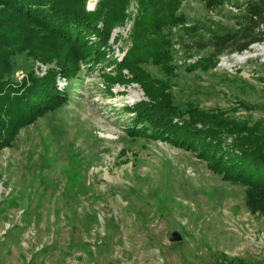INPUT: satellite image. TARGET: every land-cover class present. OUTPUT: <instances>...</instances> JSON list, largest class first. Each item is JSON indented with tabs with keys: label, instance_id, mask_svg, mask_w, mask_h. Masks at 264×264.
<instances>
[{
	"label": "rangeland",
	"instance_id": "rangeland-1",
	"mask_svg": "<svg viewBox=\"0 0 264 264\" xmlns=\"http://www.w3.org/2000/svg\"><path fill=\"white\" fill-rule=\"evenodd\" d=\"M222 1L208 9L203 0H184L180 11L191 24L231 27L245 0ZM95 3L88 0V9ZM129 26L111 33L117 60L126 51ZM262 43L221 55L207 71L178 70L171 79L174 102L264 118V52L253 48ZM186 52L194 54L186 62L207 54ZM242 53L250 56L237 61ZM184 59L178 48L175 60ZM145 67L164 77L158 67ZM103 69L84 67L66 104L21 128L0 149V264H221L223 255L264 264L262 201L251 207L245 186L222 180L190 151L128 135L131 115L123 108L145 96L137 83L113 84L109 95ZM239 102L256 107L245 110ZM173 231L180 241L168 240Z\"/></svg>",
	"mask_w": 264,
	"mask_h": 264
},
{
	"label": "trees",
	"instance_id": "trees-1",
	"mask_svg": "<svg viewBox=\"0 0 264 264\" xmlns=\"http://www.w3.org/2000/svg\"><path fill=\"white\" fill-rule=\"evenodd\" d=\"M87 1L0 0V149L9 147L21 128L66 104L84 67L109 66L110 72H101L109 95L113 84L137 83L145 96L123 108L131 115L125 126L128 135L192 152L222 180L245 186L251 207L264 204V118L229 117L228 109L206 110L192 101L180 107L171 91L178 70L207 71L221 55L263 42L264 0L238 5L240 14L231 27L189 23L180 11L184 0H96L93 9ZM203 2L212 9L223 1ZM127 21L128 45L117 60L109 40L113 29ZM177 43L185 56L182 63L175 60ZM192 49L207 54L186 62L194 56L186 52ZM37 63L46 66L42 74L36 72ZM147 64L158 67L164 77L153 75ZM19 69L25 72L17 79ZM58 80L65 85L58 86ZM245 105L238 104L245 110L256 107ZM220 261L250 264L225 255Z\"/></svg>",
	"mask_w": 264,
	"mask_h": 264
},
{
	"label": "bare ground",
	"instance_id": "bare-ground-1",
	"mask_svg": "<svg viewBox=\"0 0 264 264\" xmlns=\"http://www.w3.org/2000/svg\"><path fill=\"white\" fill-rule=\"evenodd\" d=\"M253 48H255L256 50L264 52V43L254 45ZM249 56H250V54H248V53H244V54L242 53V54L235 55V58L237 61L242 62V61H245Z\"/></svg>",
	"mask_w": 264,
	"mask_h": 264
},
{
	"label": "water",
	"instance_id": "water-1",
	"mask_svg": "<svg viewBox=\"0 0 264 264\" xmlns=\"http://www.w3.org/2000/svg\"><path fill=\"white\" fill-rule=\"evenodd\" d=\"M96 2V0H94V3ZM181 239V236L178 232L176 231H173L171 233V235L169 236L168 240L171 241V242H177V241H180Z\"/></svg>",
	"mask_w": 264,
	"mask_h": 264
},
{
	"label": "built area",
	"instance_id": "built-area-1",
	"mask_svg": "<svg viewBox=\"0 0 264 264\" xmlns=\"http://www.w3.org/2000/svg\"><path fill=\"white\" fill-rule=\"evenodd\" d=\"M35 68L39 69V71H36L37 73L42 74L45 71L46 66L37 63L36 66H35Z\"/></svg>",
	"mask_w": 264,
	"mask_h": 264
}]
</instances>
